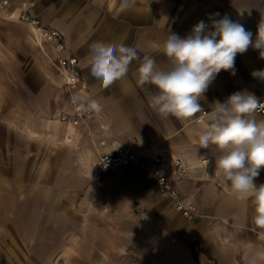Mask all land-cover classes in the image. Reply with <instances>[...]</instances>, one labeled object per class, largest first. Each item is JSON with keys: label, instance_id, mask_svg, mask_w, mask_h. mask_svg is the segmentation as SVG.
<instances>
[{"label": "crops", "instance_id": "1", "mask_svg": "<svg viewBox=\"0 0 264 264\" xmlns=\"http://www.w3.org/2000/svg\"><path fill=\"white\" fill-rule=\"evenodd\" d=\"M17 1L0 7V264H60L56 255L65 256L61 264H247L264 248V228L254 223L250 196L224 182L212 147H199L197 138L216 101L243 90L262 94L264 80L251 75L264 69L259 50L237 54L235 74L221 70L199 101L203 110L179 120L151 106L157 89L137 84L139 61L101 88L88 48L124 43L166 67L161 45L168 33L184 37L201 20L210 25L215 13L255 40L264 0H130L124 11L119 0H29L30 13L58 30L77 57L86 86L80 95L103 106L78 125L51 63L54 52L17 20ZM120 147L158 152L195 216L175 211L147 172L122 168L97 178L98 154ZM173 156L188 166L185 177L172 175Z\"/></svg>", "mask_w": 264, "mask_h": 264}, {"label": "clouds", "instance_id": "2", "mask_svg": "<svg viewBox=\"0 0 264 264\" xmlns=\"http://www.w3.org/2000/svg\"><path fill=\"white\" fill-rule=\"evenodd\" d=\"M130 6V0H119L122 11ZM258 11L261 18L255 40L251 31L226 15L213 19L219 13L209 17L210 25L201 20L184 37L169 32L161 45L169 61L166 67H159L153 57L142 56L138 47L95 41L88 48L90 74L106 89L125 78L130 64L139 61L137 84L157 89L150 97L151 106L164 118L190 119L203 110L199 101L216 75L221 70L235 74L237 54L252 47L264 59V9ZM251 75L264 80V69L253 70ZM71 103L77 110L97 116L103 111L96 99L86 95L73 96ZM262 109L264 103L246 90L231 94L223 103L216 101L197 143L201 148L212 147L224 182L234 192L250 196L254 223L264 228V183H255L264 169V121L255 119V113ZM247 264H264V248L251 254Z\"/></svg>", "mask_w": 264, "mask_h": 264}, {"label": "built area", "instance_id": "3", "mask_svg": "<svg viewBox=\"0 0 264 264\" xmlns=\"http://www.w3.org/2000/svg\"><path fill=\"white\" fill-rule=\"evenodd\" d=\"M8 4L9 0H0V7ZM16 7L18 8L17 20L29 28L34 42L39 47L49 45L52 48L54 55L51 63L63 76V89L67 95V103L72 116L71 122L73 125H78L85 121L91 113L77 110V107L71 103V98L80 95V91L86 88L81 78L77 57L66 51L64 37L58 30L47 26L30 13L29 0H18ZM258 99L264 103V86H262V94ZM256 114H264V109ZM206 160L203 159L202 164H205ZM122 168L149 173L155 180L158 194L170 198L175 211L188 220L195 216L193 207L183 200L178 190L170 182L163 166L162 156L158 152L150 149L135 151L120 147L111 152L98 154L95 166L97 178L116 173ZM188 169L181 158L172 157L171 173L174 177H185Z\"/></svg>", "mask_w": 264, "mask_h": 264}, {"label": "rangeland", "instance_id": "4", "mask_svg": "<svg viewBox=\"0 0 264 264\" xmlns=\"http://www.w3.org/2000/svg\"><path fill=\"white\" fill-rule=\"evenodd\" d=\"M255 183L257 184V185H259V184H261V183H264V169H261V171H260V175H259V177L258 178H256V180H255ZM78 241V243H80V240H77ZM93 243H94V247H95V240L93 241ZM79 257V256H78ZM65 258V256L64 255H56V256H54V259H55V262H58V263H63L64 262V259ZM2 264V263H1Z\"/></svg>", "mask_w": 264, "mask_h": 264}]
</instances>
